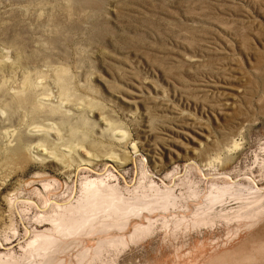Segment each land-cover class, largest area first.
<instances>
[{"label":"rangeland","instance_id":"rangeland-1","mask_svg":"<svg viewBox=\"0 0 264 264\" xmlns=\"http://www.w3.org/2000/svg\"><path fill=\"white\" fill-rule=\"evenodd\" d=\"M0 264H264V0H0Z\"/></svg>","mask_w":264,"mask_h":264},{"label":"bare ground","instance_id":"bare-ground-1","mask_svg":"<svg viewBox=\"0 0 264 264\" xmlns=\"http://www.w3.org/2000/svg\"><path fill=\"white\" fill-rule=\"evenodd\" d=\"M38 129H40V128H37L36 130H38ZM44 130H48L47 128L46 129H44ZM53 130V129H52ZM34 131H35V129H34ZM33 131V132H34ZM32 132V133H33ZM36 132V131H35ZM46 133V132H45ZM49 133V132H48ZM51 133V132H50ZM33 136H34V134H33ZM121 140H122V137L120 138ZM121 140H119V141H121ZM38 143V142H37ZM42 144H35L34 145V149H36L37 151H45V150H43V148H42V146H41ZM71 146V145H70ZM70 146H68V147H70ZM65 148V147H64ZM71 148H73V146L71 147ZM71 148H70V150H71ZM136 148L137 147H135V150H136ZM62 149V148H61ZM64 150V149H63ZM67 150V149H66ZM72 150H74V152L76 151V152H79V151H81V148H77V147H74ZM134 150V151H135ZM65 151V150H64ZM73 152V151H72ZM83 152V151H82ZM83 153H85V152H83ZM46 154L47 155H45V156H48L49 158H50V160L51 161H53L54 160V157H52L53 155H52V153H49V152H46ZM57 154V153H56ZM55 154V155H56ZM63 155V154H62ZM59 156V155H58ZM57 156V159L58 158H60V157H58ZM65 156V155H64ZM87 157H90L91 158V156L90 155H88ZM106 158H109V160H110V162L111 161H113V160H116L115 158H113V157H115V156H112V155H108V156H105ZM56 159V158H55ZM118 160V159H117ZM56 161H58V160H56ZM115 162V161H114ZM83 164H86V165H88L89 167L90 166H92L91 165V161L88 159V158H86L85 160H82L81 161V163H78V166H77V170L76 171H79L80 169H81V165H83ZM79 174V173H78ZM90 181V180H89ZM94 182V181H93ZM92 181H91V183H93ZM88 186V185H87ZM89 188V187H88ZM91 188H93V186L91 187ZM96 193V192H95ZM100 194L101 193H99V194H97L96 193V196L97 197H99L100 196ZM56 201V200H55ZM75 201H69L67 204H73ZM51 203H53V202H51ZM55 203V202H54ZM104 213V212H103ZM110 214V213H109ZM111 215V214H110ZM117 216V215H116ZM101 217H103V214H102V216H100V214L99 215H94V217H93V219H94V222H95V219L97 220V219H99L100 220V218ZM105 218V217H104ZM102 219V218H101ZM105 219H103V221H104ZM92 221V220H91ZM104 222H106V221H104Z\"/></svg>","mask_w":264,"mask_h":264}]
</instances>
